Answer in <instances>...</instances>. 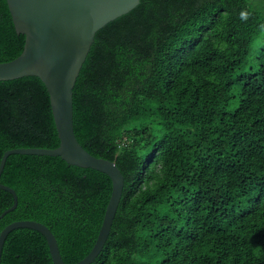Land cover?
Masks as SVG:
<instances>
[{
	"label": "trees",
	"instance_id": "1",
	"mask_svg": "<svg viewBox=\"0 0 264 264\" xmlns=\"http://www.w3.org/2000/svg\"><path fill=\"white\" fill-rule=\"evenodd\" d=\"M140 0L101 27L74 87L81 144L117 163L124 191L108 240L90 264H264V2ZM26 36L0 0V61ZM60 144L36 75L0 80V160L15 147ZM0 180L64 260L98 237L112 179L61 156L13 153ZM14 194L0 186V214ZM1 264H55L45 235L18 227Z\"/></svg>",
	"mask_w": 264,
	"mask_h": 264
},
{
	"label": "water",
	"instance_id": "2",
	"mask_svg": "<svg viewBox=\"0 0 264 264\" xmlns=\"http://www.w3.org/2000/svg\"><path fill=\"white\" fill-rule=\"evenodd\" d=\"M17 28L25 34L23 51L15 58L0 61V80L36 75L46 85L60 144L57 147H15L0 160V177L13 153L61 156L69 164L102 171L112 179V194L103 222L90 252L74 263L64 260L57 237L45 223L20 219L0 232V264L4 242L18 227L41 231L47 238L55 264H90L104 248L124 191L125 176L117 163L89 152L79 141L74 124V87L95 41L97 31L111 20L136 7L140 0H7ZM0 186L14 194V203L0 218L18 205L16 189Z\"/></svg>",
	"mask_w": 264,
	"mask_h": 264
},
{
	"label": "rangeland",
	"instance_id": "3",
	"mask_svg": "<svg viewBox=\"0 0 264 264\" xmlns=\"http://www.w3.org/2000/svg\"><path fill=\"white\" fill-rule=\"evenodd\" d=\"M262 2H264V0Z\"/></svg>",
	"mask_w": 264,
	"mask_h": 264
}]
</instances>
